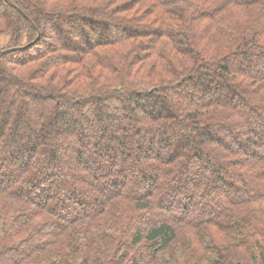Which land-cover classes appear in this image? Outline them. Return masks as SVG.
<instances>
[{"label": "trees", "instance_id": "1", "mask_svg": "<svg viewBox=\"0 0 264 264\" xmlns=\"http://www.w3.org/2000/svg\"><path fill=\"white\" fill-rule=\"evenodd\" d=\"M7 35L0 264H264V0H0Z\"/></svg>", "mask_w": 264, "mask_h": 264}, {"label": "rangeland", "instance_id": "2", "mask_svg": "<svg viewBox=\"0 0 264 264\" xmlns=\"http://www.w3.org/2000/svg\"><path fill=\"white\" fill-rule=\"evenodd\" d=\"M8 41H9V36L8 35L5 36V37L1 36L0 37V49L6 48L7 45H8Z\"/></svg>", "mask_w": 264, "mask_h": 264}, {"label": "water", "instance_id": "3", "mask_svg": "<svg viewBox=\"0 0 264 264\" xmlns=\"http://www.w3.org/2000/svg\"><path fill=\"white\" fill-rule=\"evenodd\" d=\"M13 50H16V48L3 49V50H0V54H4V53H7V52H11Z\"/></svg>", "mask_w": 264, "mask_h": 264}]
</instances>
